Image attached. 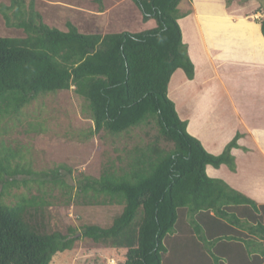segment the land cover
I'll return each mask as SVG.
<instances>
[{"label":"trees","instance_id":"trees-1","mask_svg":"<svg viewBox=\"0 0 264 264\" xmlns=\"http://www.w3.org/2000/svg\"><path fill=\"white\" fill-rule=\"evenodd\" d=\"M182 1L132 0L142 22L154 21L156 27L105 35L84 34L72 23L68 32L49 26L36 0L0 5L7 26L25 34L0 38V121L19 120L40 95L73 89L94 123L92 135L117 139L143 130L146 140L144 146L132 145L125 160L105 162L98 177L78 174L76 204L122 211L109 227L83 224L68 233L49 230L45 182L34 181L40 195L8 202L9 191L22 184L16 176L34 173L27 164H14L17 152L0 146V264H50L80 237L125 250L124 264H168L175 256L171 251L181 248L172 240L181 242L187 228L202 237L196 226L205 225L203 219L214 230L213 243L247 239L246 248L253 244L254 253H264V205L206 172L208 166L236 171L232 151L241 134L220 155L208 153L168 96L177 70L189 80L195 76L179 25L192 10L181 11ZM260 24L264 36V17ZM53 177L50 192L62 188V196L73 202V187L59 181V169ZM23 186L31 190L28 182ZM220 257L216 264H232Z\"/></svg>","mask_w":264,"mask_h":264},{"label":"crops","instance_id":"crops-1","mask_svg":"<svg viewBox=\"0 0 264 264\" xmlns=\"http://www.w3.org/2000/svg\"><path fill=\"white\" fill-rule=\"evenodd\" d=\"M192 12L179 20L183 41L195 67L189 80L177 70L169 83L168 96L179 117L187 121V131L205 150L220 155L240 133L239 148L232 151L236 171L208 166L209 177L225 181L253 202L264 205V36L256 13L232 8L225 0L189 1ZM182 73V74H181ZM174 249L168 264H264V253L246 248L247 239L213 243L214 230L206 219ZM210 226V225H209ZM195 235V234H194ZM263 245V240L259 239ZM258 245L256 248H262ZM222 254V255H220ZM180 256V259H179ZM259 257V258H257Z\"/></svg>","mask_w":264,"mask_h":264},{"label":"rangeland","instance_id":"rangeland-1","mask_svg":"<svg viewBox=\"0 0 264 264\" xmlns=\"http://www.w3.org/2000/svg\"><path fill=\"white\" fill-rule=\"evenodd\" d=\"M228 3L233 9L244 8L252 14L258 12L260 19L264 17V5L259 0H228ZM1 4L11 5L10 0H0ZM179 8L188 10L189 1L183 0ZM36 9L49 26L63 32H68V23L84 34L101 35L124 31L138 34L156 27L154 21L142 22L132 0H102L101 3L97 0H36ZM24 36L22 30L7 26L0 12V38ZM93 128L84 100L73 89L40 95L23 109L19 120L0 121V146L17 152L19 157L14 164H27L34 173L16 176L22 184L9 191L8 202H15L21 196L40 195L34 181L45 182L44 192L48 193L46 199L50 202L46 211L50 231L68 233L69 228L78 231L83 224L104 228L112 225L122 208L76 204L77 176L82 173L98 177L105 162L118 161L119 157L125 160L132 145L144 146L146 140L143 130L134 131L130 137L113 139L106 133L92 135ZM57 169L59 181L73 187L70 192L73 202L68 196H62V188L50 192ZM23 181L29 183L30 191L23 186ZM74 243L72 250L57 253L50 264H124L123 249H113L82 237Z\"/></svg>","mask_w":264,"mask_h":264}]
</instances>
